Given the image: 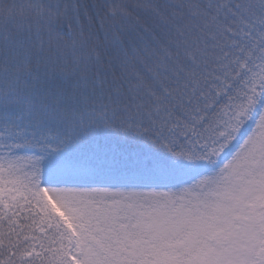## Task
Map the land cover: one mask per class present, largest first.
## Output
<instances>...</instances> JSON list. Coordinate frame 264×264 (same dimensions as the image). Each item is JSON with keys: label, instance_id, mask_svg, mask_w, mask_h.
Returning <instances> with one entry per match:
<instances>
[{"label": "snow or ice", "instance_id": "snow-or-ice-1", "mask_svg": "<svg viewBox=\"0 0 264 264\" xmlns=\"http://www.w3.org/2000/svg\"><path fill=\"white\" fill-rule=\"evenodd\" d=\"M0 264H264V0H0Z\"/></svg>", "mask_w": 264, "mask_h": 264}]
</instances>
